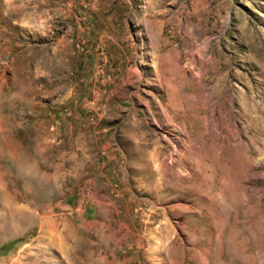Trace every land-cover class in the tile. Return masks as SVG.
Here are the masks:
<instances>
[{"label": "rangeland", "instance_id": "1", "mask_svg": "<svg viewBox=\"0 0 264 264\" xmlns=\"http://www.w3.org/2000/svg\"><path fill=\"white\" fill-rule=\"evenodd\" d=\"M0 264H264V0H0Z\"/></svg>", "mask_w": 264, "mask_h": 264}]
</instances>
